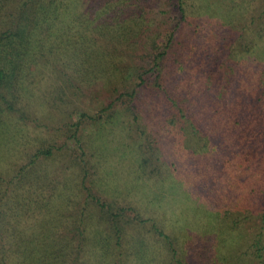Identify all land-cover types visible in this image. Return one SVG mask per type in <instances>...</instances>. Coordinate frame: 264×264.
Here are the masks:
<instances>
[{
	"label": "trees",
	"instance_id": "trees-1",
	"mask_svg": "<svg viewBox=\"0 0 264 264\" xmlns=\"http://www.w3.org/2000/svg\"><path fill=\"white\" fill-rule=\"evenodd\" d=\"M213 72L222 74L223 85L213 82ZM79 94L89 99L71 103L70 95ZM64 105L66 121L51 134L58 145L42 138L29 143L21 124L14 132L27 139L13 134L12 122ZM240 105L248 107L246 117ZM263 110L264 0H0V264H102L103 258L110 264L111 241L123 237L127 250L116 264H184L166 225L138 211L128 218L124 206L101 201L85 185L92 171L85 157L100 152L91 126L123 125L134 177L159 185L165 195L184 190L190 169H237L217 152L219 138L231 140L232 154L247 158L262 144L238 143V130L229 125L240 121L241 137L255 120L252 134L261 139ZM8 156L23 161L7 169ZM64 158L68 171L56 180L50 166ZM261 158L256 155L253 169ZM256 173L243 192L261 212L260 256L264 169ZM81 196L84 207L98 205L91 226L88 210L80 209L84 221L69 209ZM221 205L197 204L209 218L191 247L196 264H225L213 249ZM64 223L66 233H59ZM222 238L227 241L226 234Z\"/></svg>",
	"mask_w": 264,
	"mask_h": 264
},
{
	"label": "rangeland",
	"instance_id": "rangeland-1",
	"mask_svg": "<svg viewBox=\"0 0 264 264\" xmlns=\"http://www.w3.org/2000/svg\"><path fill=\"white\" fill-rule=\"evenodd\" d=\"M232 37L233 36H228L226 40L227 43L233 40ZM212 76L214 83L223 85L222 74L213 72ZM220 89H224V87L221 86ZM239 93H241V91ZM256 95H258V92ZM70 98L71 103L77 102L78 104H83L86 99H89L87 94L70 95ZM65 108H67L66 105H64L61 110L49 108L45 113L38 115L36 118L30 116L27 121L23 120L20 123L12 122L11 130L14 135L20 137L24 141L27 138L22 136L21 133H23L24 130L29 131L31 141L28 140V142L32 144H37L40 138H42L47 139L49 142L53 140L52 142L58 145L60 139L57 142L52 138L51 134L56 133L52 131L56 126H60V129L64 125L66 121L64 114L67 112H63ZM248 111L247 106L242 107L240 105L239 112L243 114V117H246ZM262 113L264 115V110ZM168 114L171 116V112ZM114 122L115 125L112 126L110 123H105L96 128H94L95 126H91V130L95 132V137H97V141H99L98 148L100 152L96 154L93 151V156L90 157L88 155L85 157L86 161L90 160L89 162L87 161L89 163L87 168L89 169V173L91 169L92 171L90 175L87 174L84 183L87 186L92 185L91 191L93 194L99 196L101 201H112L117 205L124 206L125 209H123V214L128 218L133 217L135 211H138L142 214L141 217L157 221L158 225H161V227L166 225L167 229L165 232L172 238H175L177 244L176 249L180 250L184 264L197 263L195 255L191 253V247L197 245L195 240L201 235L200 224H204L209 218L205 219L207 215L203 216L201 214L199 206H197L198 202L203 201L206 208L211 210L212 208L216 209L218 204L221 205L222 202H224L217 210L219 218L216 222L217 231L213 239L214 251L217 250L221 253V257H224L223 261L225 264H264V248L260 251L261 255L257 256L256 248L258 246H255L257 236L261 233L260 220L258 218V213L261 212L258 210L259 206L247 200L248 196L243 192L250 189L252 184L255 183L256 170L264 169V133H262L261 139L256 138V136L252 134L256 131L255 126L258 122L250 120L251 128H245L241 137H239V131L241 130L240 125L242 126V123L236 120L238 125H229L230 130H238V138L241 140H239L238 143L249 140V143L260 141L262 144L260 149L254 150L247 158L243 159L239 157L238 154H232L235 150L229 147L231 140L218 137L219 143L217 146H220L221 149H216L217 152L222 156H228V159L231 157V160L236 163L237 169H199V171H196L197 169H190L186 176L188 183L185 181L183 184L184 190L180 192L169 191L166 192L165 195L161 188H159V185L134 177L132 173L133 169H130L131 161L127 157L128 151H126V146L129 142L124 135L120 136L123 132V125L121 126L117 121ZM18 124H21L20 128L23 129L19 134L14 132V129L18 130L19 128V126H17ZM42 126H46L47 129H44ZM64 130L65 128L63 131ZM32 137H34L35 140L33 139L32 141ZM251 138H253V140ZM244 143L248 144L247 142ZM20 146L24 148L22 143ZM93 147L95 148V146ZM28 148L29 145H27V149ZM257 154L261 155L262 160L254 167L255 169H253L254 159ZM5 159V168L7 169H12L16 164L18 165V163L23 161L22 159L12 160L9 156L5 157ZM67 161L68 160L64 158L62 161L53 163V165H51L52 167L50 166L54 179L61 180L65 172L68 171ZM247 162L249 163L248 167L246 165ZM183 170L185 171V169ZM182 174L184 175V173ZM171 177L172 180L169 186H171V189L174 191L176 190L177 177L176 175H172ZM259 177L262 178V175ZM197 189L201 190V192L196 191ZM209 190L212 191L209 192ZM224 192H226V194ZM255 194L256 193H254V195ZM84 199L85 197L81 196L78 201L75 200L74 203L69 204V209L74 219L79 218L78 215H80V218L84 221L86 216H81V211L85 210L87 214L88 210L91 215L89 217L90 219L86 220H89L88 226H91V224L98 222L94 216L98 211V205L94 202L93 204L90 202L88 206L84 207L82 203ZM150 201L153 203H150ZM231 202H235L236 204ZM262 205H264V200ZM80 209L82 210L80 211ZM183 213L186 214L182 215ZM179 214L182 215L184 222L180 219L177 221V216ZM200 214L202 215V219L200 218ZM175 220L179 222L182 227L180 232L174 227ZM67 224L68 223H64L57 231L59 233H66L65 226ZM148 224L150 223H144L145 236L152 238L151 233L153 232L148 233V229H146ZM99 225L101 226V224H98V226ZM75 226L76 223H72L69 228H74ZM80 227L84 229L85 234V228L82 224ZM219 232L224 233H222L218 239ZM70 234L72 235V233H68V235ZM225 234L227 236V241L225 238H222ZM262 234V244L264 245V233ZM115 241L116 240H112V245L109 246L111 247L110 251L112 254L110 256V264H116L114 259H118V257L122 258L127 250L124 237L119 239L118 244H115ZM102 261V264H106L105 261L108 262L105 258H103ZM172 264H175V262H172Z\"/></svg>",
	"mask_w": 264,
	"mask_h": 264
}]
</instances>
